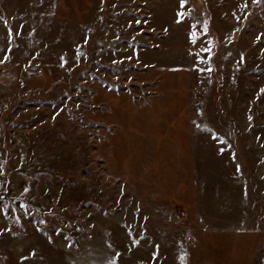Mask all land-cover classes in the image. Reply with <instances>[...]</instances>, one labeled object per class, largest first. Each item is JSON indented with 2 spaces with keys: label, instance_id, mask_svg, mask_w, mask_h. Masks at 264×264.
Segmentation results:
<instances>
[{
  "label": "rangeland",
  "instance_id": "obj_1",
  "mask_svg": "<svg viewBox=\"0 0 264 264\" xmlns=\"http://www.w3.org/2000/svg\"><path fill=\"white\" fill-rule=\"evenodd\" d=\"M178 4L0 0V195L30 186L55 241L22 218L0 264H264V0H189L177 23Z\"/></svg>",
  "mask_w": 264,
  "mask_h": 264
},
{
  "label": "snow or ice",
  "instance_id": "obj_2",
  "mask_svg": "<svg viewBox=\"0 0 264 264\" xmlns=\"http://www.w3.org/2000/svg\"><path fill=\"white\" fill-rule=\"evenodd\" d=\"M41 3H43V0H40ZM189 0H179V4H178V9L175 12V16H176V22L179 23L181 21H183L185 19V17L190 16L191 12L190 11H185V6L186 4H188ZM256 0H253V3H255ZM54 6V5H53ZM243 8L247 7V4H243L242 5ZM14 19V17H13ZM237 19H239V17H237ZM0 20H3V23L5 26H7V32H6V37L7 39L11 40L13 37V28L11 26H9V21L7 19H5L3 16H0ZM136 23H140L139 20L136 21ZM145 24L148 23L147 20L144 21ZM197 23H200L199 21H197ZM193 27V31H191L189 33L190 38L192 39L193 43L197 42V37H198V30L196 28V24L192 25ZM203 27V31L204 33L208 32V25L207 22L205 21L202 24ZM23 30V25H19L17 27V29L15 30V36H20L21 32ZM33 31H35V29H33ZM89 31H91L89 29ZM165 31H167V28H165ZM260 37L257 36V40H259ZM88 42V37L84 38V43ZM209 43H211V41H209ZM9 47H11V45H9ZM77 50L80 49V45H76L75 46ZM201 52H204L207 54L208 56V60L207 63L209 65L207 71H211V59L210 57L213 55L212 53V49L210 47L208 48H201ZM196 58L198 60L204 59V57L200 56L199 53L196 54ZM8 56L5 55L4 60H7ZM76 59L79 60L80 59V53L79 51L77 52V56ZM241 59L243 60V56H241ZM61 60L64 63H67L68 61L65 59L64 56L61 57ZM3 60H0V63H3ZM194 67H199L198 65H194ZM131 79V78H129ZM261 92H264V89H261ZM198 112H200V115L203 116V110L198 109ZM248 119L251 121L253 119V117L250 115L248 117ZM197 128H201L202 130H206L210 135L211 138L216 141L219 144H226L227 141L225 140V138L223 136L220 135V133L218 131H216L214 128H211L210 125L208 123H204V124H196ZM251 127V125H250ZM231 144H227V149H231ZM225 147H220L219 151L221 153L225 152L227 150ZM233 159H235V154L233 153L232 156ZM236 171L237 173L240 172V165L237 164L236 166ZM0 175H3V173H0ZM0 191H2L3 193H8L10 191V182L5 180L2 183H0ZM45 191H47V189H45ZM31 192V187L30 186H23L22 187V193L21 195H18L16 197L17 201H20L17 204H12V203H3L4 197L2 195H0V220L5 221V224L0 225V238L4 237L5 235H11V236H18L19 233L13 231L12 225H20L21 224V220L22 218H27V217H33L32 223L33 226L36 228L37 232H45L46 234V239L48 241L49 244H53L55 241L53 240V236L50 234H47L46 231V227L50 224V221L44 217H40L39 219H37L35 216H33L34 213H40V207H37L36 205L39 203L36 199L35 196H30L29 197H25L24 194H30ZM49 212H51V209H48ZM91 213H88V217H91ZM145 219H147V217H145ZM87 222V221H85ZM89 230L93 229L95 226L94 225H89ZM67 228V224L64 225V227H60L59 225H55L52 227L51 231L54 232L57 235H63L65 229ZM76 230L77 231H81L82 229L79 227V225H76ZM131 235V233H129ZM142 235V234H141ZM66 244L65 247H73L75 244V241L73 240V238L71 236H65L64 237ZM140 243L139 240H133L132 244L133 247H135L136 245H138ZM108 247L112 248L113 244L111 243V241L108 242ZM30 250L27 252V254H20L18 255V257L16 258V260L14 261V264H29V262L31 260H33L36 255H37V249L35 247L29 246ZM155 248L157 249V251H153L151 256L152 259L155 260L158 256H159V245H155ZM132 249H128V251H131ZM122 255L121 252L117 251L115 253V256L110 258L106 264H117L118 258ZM180 260L183 264V261L185 260V253H181L180 255ZM41 259H43V257H41ZM94 264V262H93ZM138 264H143V261H139Z\"/></svg>",
  "mask_w": 264,
  "mask_h": 264
}]
</instances>
